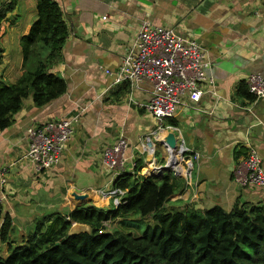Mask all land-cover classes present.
Wrapping results in <instances>:
<instances>
[{
  "label": "crops",
  "instance_id": "obj_1",
  "mask_svg": "<svg viewBox=\"0 0 264 264\" xmlns=\"http://www.w3.org/2000/svg\"><path fill=\"white\" fill-rule=\"evenodd\" d=\"M56 1L68 35L62 58L51 70L65 78L67 88L43 106H36L29 94L13 122L0 129V168L6 171L0 186V220L6 215L11 220L7 238L0 239V256L9 253L10 245L23 243L37 218L67 214L81 204L110 205V198L98 190L110 188L117 174L102 163L101 152L119 136L129 143L125 170L136 165L141 175L150 171L149 165L163 163L168 154L163 143L157 142L153 156L140 152L137 144L157 123L145 108L151 83L143 80L133 88L127 80L112 83L113 76L105 70L118 66L144 21L195 38L206 49L207 72L213 76V87L205 81L207 90L199 101L184 96L186 105L167 118L178 129L166 133L173 132L185 154L184 174H177L185 186L170 196V201L179 202L172 205L201 210L218 204L228 210L236 201L264 200V185L244 186L232 174L235 162L250 147L257 149L264 172V98L234 95L236 84L249 72L264 75V0ZM18 4L0 22V73L8 82L21 73L19 36L35 18V0ZM77 110L80 118L60 162L37 171L25 156L26 127ZM167 119L164 124L170 123Z\"/></svg>",
  "mask_w": 264,
  "mask_h": 264
},
{
  "label": "trees",
  "instance_id": "obj_2",
  "mask_svg": "<svg viewBox=\"0 0 264 264\" xmlns=\"http://www.w3.org/2000/svg\"><path fill=\"white\" fill-rule=\"evenodd\" d=\"M19 1L0 5V22ZM67 35L59 3L35 0V18L19 36L21 73L12 82L0 73V129L13 122L29 94L36 106H43L66 91L65 78L51 67L61 60ZM2 51L0 47V56ZM234 95L255 99L245 79L238 81ZM136 171L135 165L113 179V186L124 189L117 204H81L67 214L37 218L35 229L23 243L10 245L0 264H264V200L236 201L228 210L218 204L177 208L170 196L183 189V177L170 169ZM74 221L89 228L70 232ZM10 228L6 215L0 239L7 238Z\"/></svg>",
  "mask_w": 264,
  "mask_h": 264
},
{
  "label": "built area",
  "instance_id": "obj_3",
  "mask_svg": "<svg viewBox=\"0 0 264 264\" xmlns=\"http://www.w3.org/2000/svg\"><path fill=\"white\" fill-rule=\"evenodd\" d=\"M208 64L206 49L195 38L182 34L174 27L144 21L118 66L115 69H105L113 76L112 83L127 80L131 88L137 87L143 80L151 83L145 108L155 117L157 123L137 142L141 148L140 152L155 155L157 142L165 137L168 130L178 129L173 123L164 124L163 120L174 117L180 105H186L184 96H187L189 101L197 102L207 90L204 87L205 81L213 87V76L207 72ZM245 81L248 90L256 99L264 98V75L261 72H249ZM79 112L77 110L61 117L30 123L26 127L28 146L25 156L33 161L37 171L60 162L64 147L79 121ZM161 132L166 134L161 136ZM128 144L127 138L121 135L102 148V163L116 174L126 168L128 157L125 149ZM165 147L168 162L171 155L169 147ZM175 159L178 160L174 166V163L171 165V170L178 174L182 171L181 163L185 160V154H176ZM162 164L155 163L147 173L158 172ZM5 173V169L0 168V186L6 181ZM232 174L233 178L244 186L264 185L261 157L255 147H250L246 154L235 162ZM98 192L102 197H109L117 204L124 189L112 185L108 189L101 188Z\"/></svg>",
  "mask_w": 264,
  "mask_h": 264
},
{
  "label": "water",
  "instance_id": "obj_4",
  "mask_svg": "<svg viewBox=\"0 0 264 264\" xmlns=\"http://www.w3.org/2000/svg\"><path fill=\"white\" fill-rule=\"evenodd\" d=\"M159 142L165 144L166 146L169 147V151H170V155L171 156H175L176 154L178 155H183V151L182 149H180L178 147V143H177V139L175 137V135L173 134V132H168L165 137L163 139H161ZM176 160L178 159H171L167 162H165L164 164H162V169H172L171 165L173 163H176ZM81 197H83V195H80ZM89 228L88 225H86L85 223H81V222H77L74 221L71 224V227L69 229L70 232H77V231H81V230H87Z\"/></svg>",
  "mask_w": 264,
  "mask_h": 264
},
{
  "label": "rangeland",
  "instance_id": "obj_5",
  "mask_svg": "<svg viewBox=\"0 0 264 264\" xmlns=\"http://www.w3.org/2000/svg\"><path fill=\"white\" fill-rule=\"evenodd\" d=\"M20 4H18V6H19ZM19 7H21V6H19ZM18 7V8H19ZM22 8V7H21ZM167 157H168V154H165V158L162 160V162H163V164L166 162V160H167ZM162 169V168H161ZM178 174H180V173H178ZM184 173H181V176L183 175ZM112 202V200L110 199V203ZM170 203L171 204H173V203H179L178 201H170ZM116 225V224H115Z\"/></svg>",
  "mask_w": 264,
  "mask_h": 264
},
{
  "label": "bare ground",
  "instance_id": "obj_6",
  "mask_svg": "<svg viewBox=\"0 0 264 264\" xmlns=\"http://www.w3.org/2000/svg\"><path fill=\"white\" fill-rule=\"evenodd\" d=\"M171 159H175V156H171ZM175 165V163L173 164V166ZM178 166H181L180 164H178ZM149 167H150V169L149 170H151V165H149Z\"/></svg>",
  "mask_w": 264,
  "mask_h": 264
},
{
  "label": "clouds",
  "instance_id": "obj_7",
  "mask_svg": "<svg viewBox=\"0 0 264 264\" xmlns=\"http://www.w3.org/2000/svg\"><path fill=\"white\" fill-rule=\"evenodd\" d=\"M184 154V153H183Z\"/></svg>",
  "mask_w": 264,
  "mask_h": 264
}]
</instances>
